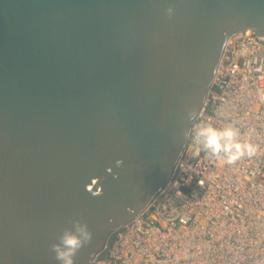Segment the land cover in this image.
I'll return each mask as SVG.
<instances>
[{
    "label": "water",
    "instance_id": "95a60500",
    "mask_svg": "<svg viewBox=\"0 0 264 264\" xmlns=\"http://www.w3.org/2000/svg\"><path fill=\"white\" fill-rule=\"evenodd\" d=\"M245 29L264 37V0H0V264H59L73 221L91 264L168 182Z\"/></svg>",
    "mask_w": 264,
    "mask_h": 264
},
{
    "label": "built area",
    "instance_id": "2783aa9c",
    "mask_svg": "<svg viewBox=\"0 0 264 264\" xmlns=\"http://www.w3.org/2000/svg\"><path fill=\"white\" fill-rule=\"evenodd\" d=\"M233 125L253 156L221 165L194 142ZM166 185L91 264H264V37L230 35Z\"/></svg>",
    "mask_w": 264,
    "mask_h": 264
},
{
    "label": "clouds",
    "instance_id": "9594fccd",
    "mask_svg": "<svg viewBox=\"0 0 264 264\" xmlns=\"http://www.w3.org/2000/svg\"><path fill=\"white\" fill-rule=\"evenodd\" d=\"M166 12L171 17L173 9L169 7ZM187 118L189 120L193 118L191 110ZM240 135V130L231 124L223 128L206 124V126L199 127L196 132V137H199L200 141L196 142L194 138V142L221 165L234 164L244 156H253L257 150L253 144L241 142ZM116 163L120 165L121 161ZM73 228L74 231L65 230L58 238L59 243L51 245V251L59 264H74V258L79 250L92 240V232L86 223L73 221Z\"/></svg>",
    "mask_w": 264,
    "mask_h": 264
}]
</instances>
